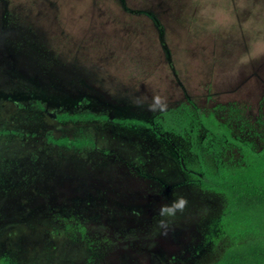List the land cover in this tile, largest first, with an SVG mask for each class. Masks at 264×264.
Wrapping results in <instances>:
<instances>
[{"label": "rangeland", "instance_id": "rangeland-1", "mask_svg": "<svg viewBox=\"0 0 264 264\" xmlns=\"http://www.w3.org/2000/svg\"><path fill=\"white\" fill-rule=\"evenodd\" d=\"M242 144L264 150V0H0V264H215L203 177Z\"/></svg>", "mask_w": 264, "mask_h": 264}, {"label": "trees", "instance_id": "trees-1", "mask_svg": "<svg viewBox=\"0 0 264 264\" xmlns=\"http://www.w3.org/2000/svg\"><path fill=\"white\" fill-rule=\"evenodd\" d=\"M198 114L197 120L212 138L233 141L229 126L214 113ZM74 118L88 121L97 117L81 113ZM241 147L244 164L209 170L203 177L204 188L227 199L221 225L232 243L215 264H264V150L258 152L243 144Z\"/></svg>", "mask_w": 264, "mask_h": 264}]
</instances>
